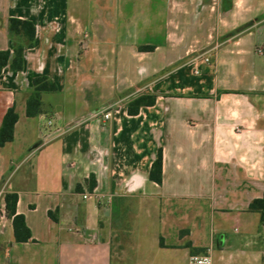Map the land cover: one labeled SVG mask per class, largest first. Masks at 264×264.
<instances>
[{"label":"crops","instance_id":"0c3cea01","mask_svg":"<svg viewBox=\"0 0 264 264\" xmlns=\"http://www.w3.org/2000/svg\"><path fill=\"white\" fill-rule=\"evenodd\" d=\"M10 18L36 28L21 71ZM0 60V128L18 115L0 147V264H264L250 210L264 195V0H0ZM41 76L58 91L29 117ZM141 95L155 105L129 115Z\"/></svg>","mask_w":264,"mask_h":264},{"label":"trees","instance_id":"16d2710c","mask_svg":"<svg viewBox=\"0 0 264 264\" xmlns=\"http://www.w3.org/2000/svg\"><path fill=\"white\" fill-rule=\"evenodd\" d=\"M9 35L13 41L14 58L11 64L13 71H21L24 67V51L26 48H31L34 45L36 37L35 25L27 20L17 18H10L9 20ZM141 51H152L153 46H142ZM4 63L0 60V74L2 73ZM58 86L55 82L45 76L36 77L33 79V90L27 102V115L29 117H36L42 113V94L45 92H56ZM157 100L156 95H141L128 103V114L131 116L137 115L142 107H150L155 105ZM18 121V115L14 107L8 109L3 119L0 128V147H4L14 139V129ZM82 134V132H80ZM79 132H75L72 136L76 137ZM86 149L85 139L80 138ZM163 177V154L160 150L157 159L152 165L150 171V179L157 184L162 183ZM95 186V182L91 183V188ZM7 213L13 217V227L16 240L19 242H26L31 238V231L27 227L23 215H18L16 211L18 196L17 194L6 195ZM250 210L258 212L261 215V221L264 225V195L262 198L255 199L250 204Z\"/></svg>","mask_w":264,"mask_h":264},{"label":"built area","instance_id":"2783aa9c","mask_svg":"<svg viewBox=\"0 0 264 264\" xmlns=\"http://www.w3.org/2000/svg\"><path fill=\"white\" fill-rule=\"evenodd\" d=\"M110 116L109 113H106L104 118L108 120ZM84 198L87 199L88 195H85ZM189 264H213V259L210 253L192 255L189 257Z\"/></svg>","mask_w":264,"mask_h":264}]
</instances>
